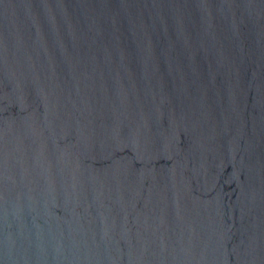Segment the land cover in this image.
Wrapping results in <instances>:
<instances>
[{
	"label": "water",
	"instance_id": "obj_1",
	"mask_svg": "<svg viewBox=\"0 0 264 264\" xmlns=\"http://www.w3.org/2000/svg\"><path fill=\"white\" fill-rule=\"evenodd\" d=\"M0 264H264V0H0Z\"/></svg>",
	"mask_w": 264,
	"mask_h": 264
}]
</instances>
